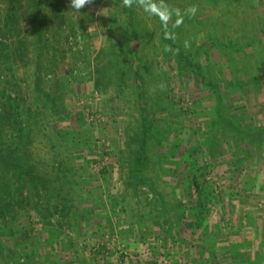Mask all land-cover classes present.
Wrapping results in <instances>:
<instances>
[{"label":"rangeland","instance_id":"obj_1","mask_svg":"<svg viewBox=\"0 0 264 264\" xmlns=\"http://www.w3.org/2000/svg\"><path fill=\"white\" fill-rule=\"evenodd\" d=\"M0 156V264L263 254L264 0H0Z\"/></svg>","mask_w":264,"mask_h":264},{"label":"crops","instance_id":"obj_2","mask_svg":"<svg viewBox=\"0 0 264 264\" xmlns=\"http://www.w3.org/2000/svg\"><path fill=\"white\" fill-rule=\"evenodd\" d=\"M234 226H235V228L232 227V228H234L232 231L231 230L227 231V230H222V229L227 228L226 224L219 223V232H220V234L221 233L224 234V237L232 235L234 232H236V230H238L237 227L239 225L234 224ZM254 235L252 236L253 240H255ZM239 238H241V237H236V233H234L233 236L228 237L227 238L228 241L225 242L226 247L224 249L225 250L231 249L233 251V248L235 249V245H237V246L239 245V243L237 241H235V240H238ZM225 252L228 254V257L225 256L226 254H223L224 258H221L219 256V262L222 264H223V262H226V264H228V262H231V264H245L246 260L252 261L253 264H264V253L263 254L253 253V255H250L248 253V251H245V252L235 253V255H233L230 252H227V251H225ZM233 252H235V251H233ZM254 252H256V251H254ZM186 260H188V259L185 257V261Z\"/></svg>","mask_w":264,"mask_h":264},{"label":"trees","instance_id":"obj_3","mask_svg":"<svg viewBox=\"0 0 264 264\" xmlns=\"http://www.w3.org/2000/svg\"><path fill=\"white\" fill-rule=\"evenodd\" d=\"M39 1H41V0H39ZM38 6H40V3H37L36 4V7H38ZM39 11H41L40 9H38ZM42 12V11H41ZM39 15H41V13L39 14ZM166 28L167 27H165V30H166ZM143 135V134H142ZM133 143H136V144H139V141H134L133 140ZM130 145V144H129ZM129 145H128V147H129ZM145 147H146V139H145V136H143V139L142 140H140V144L138 145V152H136L137 153V155L135 154V157H136V159H137V161H139L140 162V159H138V157L139 156H143V152L145 151ZM132 153H134V152H132ZM0 158H1V156H0ZM196 165H198V163L196 162ZM8 167L9 166H6V168L8 169ZM135 177V178H134ZM198 176L196 175V174H194V175H192V177H190V178H188V190H191V191H193V193L195 194V195H199V197H201L202 195H201V192L202 191H205L204 190V187H203V184H201V182L198 180V178H197ZM139 177L137 176V172H136V175L134 174V176H133V179H135V181H136V184L138 183L137 182V179H138ZM139 182H143V180L142 179H140L139 178ZM131 184V183H130ZM21 203V202H20ZM8 209H9V206H6V212L8 211ZM3 214H6L5 212H2ZM28 235V234H27Z\"/></svg>","mask_w":264,"mask_h":264},{"label":"clouds","instance_id":"obj_4","mask_svg":"<svg viewBox=\"0 0 264 264\" xmlns=\"http://www.w3.org/2000/svg\"><path fill=\"white\" fill-rule=\"evenodd\" d=\"M93 0H69V7L73 11L79 12L86 4H91Z\"/></svg>","mask_w":264,"mask_h":264}]
</instances>
